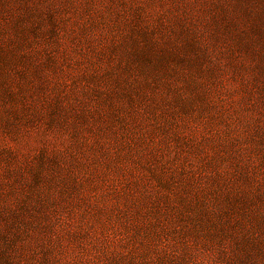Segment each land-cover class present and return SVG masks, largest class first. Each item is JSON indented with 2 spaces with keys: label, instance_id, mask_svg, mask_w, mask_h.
<instances>
[{
  "label": "rangeland",
  "instance_id": "374dc122",
  "mask_svg": "<svg viewBox=\"0 0 264 264\" xmlns=\"http://www.w3.org/2000/svg\"><path fill=\"white\" fill-rule=\"evenodd\" d=\"M0 264H264V0H0Z\"/></svg>",
  "mask_w": 264,
  "mask_h": 264
}]
</instances>
